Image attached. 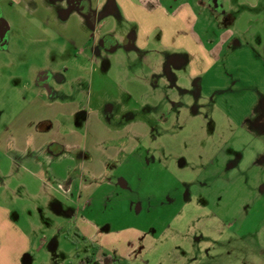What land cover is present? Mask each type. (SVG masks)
Instances as JSON below:
<instances>
[{"label":"rangeland","instance_id":"1","mask_svg":"<svg viewBox=\"0 0 264 264\" xmlns=\"http://www.w3.org/2000/svg\"><path fill=\"white\" fill-rule=\"evenodd\" d=\"M91 1L94 17L74 14L63 0L31 1L58 39L42 38L30 13L7 27L6 49L0 40V151L8 126L23 124L17 117L39 79H52L54 88L56 73L69 65L71 79L65 80L76 78L77 97H60L73 104L75 142L88 144L92 156L98 144L101 161L114 148L122 151L104 175L83 177L96 193L87 207L70 202L63 166H52L59 179L48 178L50 184L29 178L0 154V205L14 226L0 229V264H97L96 236L126 239L128 229L146 235L142 252L124 257L106 250L112 259L104 264H264L263 3L252 12L242 0H221L219 15L204 2L218 26L245 36L208 71L194 74L198 57L166 45L160 29L146 48L126 49L139 24L117 0ZM0 8L3 18L13 16L7 0ZM231 17L237 22L230 24ZM108 36L118 42L108 44L117 47L113 53L103 49ZM81 49L85 56L78 55ZM75 65L85 71H74ZM64 116H55L56 124H65L62 133ZM138 122L146 127L145 140L129 148L132 135L115 130ZM74 164L66 160L67 174ZM23 179L29 189L20 186ZM82 217L88 224L80 228Z\"/></svg>","mask_w":264,"mask_h":264},{"label":"crops","instance_id":"2","mask_svg":"<svg viewBox=\"0 0 264 264\" xmlns=\"http://www.w3.org/2000/svg\"><path fill=\"white\" fill-rule=\"evenodd\" d=\"M7 1L10 8L14 10V13L13 16L10 15L11 17L9 19L6 16L3 18L1 15L2 8H0V16H2L3 20H6H4L3 25L4 34L0 36V40L2 39V48L5 49L7 47L4 44L3 39L7 37V27L9 26V29L10 27L12 28V22L16 19L27 21L29 13L33 16H36L37 13V9H35L34 6H31L32 0ZM87 1L91 9V14L88 16L94 17L93 3L91 0ZM242 1L243 5L252 12L258 5L260 6V4L263 3L261 11L264 14V0ZM204 2L210 4L208 0H136V3L135 0H117V4L131 16L129 17V20L135 21L139 24L138 35L136 36L133 34L127 36L126 39H128V42L125 44L127 46L126 49L134 50L136 44L146 48L150 44L151 35L154 30L160 29V32H163L162 40L166 45L176 49H185L198 57V65L200 69L196 63L194 64L193 62L192 66L194 74L208 71L215 62L222 59L224 53L227 52L228 49L238 46L237 39L244 37L245 33L235 32L233 29L218 26L215 22L216 18L214 14L212 17L205 12L206 10H204V8L209 4L205 6ZM216 2L218 5L221 4V0H216ZM61 5L67 7L65 0L61 2ZM1 6L3 7V5ZM209 6L210 9L213 8L211 4ZM198 7H201L202 10L199 11ZM96 8L100 9L101 7L97 4ZM72 10L74 11V14L80 13L77 8H72ZM212 10L213 13L219 15H222L223 13H218V9L216 8H213ZM229 14H232V12ZM231 19H233V17L230 18V24L237 22ZM34 20H36L37 29L40 30L42 38L45 34H55V37L57 39L59 38L58 32L46 24L48 22L41 20L37 16L34 17ZM215 29H218V32L214 31ZM114 42L116 45L118 44L114 38L105 39L102 43L103 49L107 50V53H113L117 47H111L108 46V44H114ZM2 48L0 47V49ZM93 52L95 54L97 53L96 47ZM86 53V49H81L78 52V55L85 56ZM82 63L86 66V60L84 58ZM75 67H77V65H75L74 68ZM78 69L85 71V68L82 66L77 67L74 71ZM56 74L57 85H55L54 88L52 87V79L48 81L39 79L36 84L37 89L33 90L31 92L32 94L29 93L32 97L30 96L31 99L25 108L26 110L24 112L22 111L17 117V119H23V124L19 125L17 122H14L13 125L11 124L8 126L5 134L6 140L5 143L2 144V151H0V154L7 157L10 166H20L23 171L27 173L29 178L45 182L48 181V178L53 179V182L59 179L57 178L56 169L52 166H63L66 171L63 176V182L68 184L69 192L67 193L65 191L67 193L65 194L71 196L70 202L73 205H84L87 207L89 202L94 199L96 193L91 192V183H85L86 180H84L83 177L89 175L93 179L104 175L109 162H112L109 160H114L116 158V153L122 150L116 148L112 149L108 159L106 161L105 159L101 161L99 159H103L100 156L103 148L99 147L98 144H94L93 146L97 155L93 154L92 156L88 155V152L91 151L88 144L82 145L75 142L76 133L71 131V129L74 128L73 119L76 123L74 113L70 110L73 104L71 103L70 105L68 100L69 104L66 105L61 101L62 98L60 96L64 94V96L77 97L76 78L74 79V77H72V84H66L70 81L69 79H71L69 77L71 74L70 65L66 69L64 68L63 71H58ZM67 77L69 79L66 81L65 78ZM79 78L80 88H82V77ZM53 113L54 115H52ZM55 114L58 117L59 114L65 115L64 117L67 119L68 125V127L64 128L67 130L66 133H62V128L65 124L60 122L56 124ZM44 123H49L51 126L47 125V127H44ZM141 128L145 129L146 127L141 122H138L129 128L117 129L114 134L117 136L125 133L132 135L131 144L128 147L134 148L136 140L139 142V140L142 139L141 136L144 134ZM47 133H50L51 137L44 141L43 138ZM88 134L89 127L86 132V137ZM142 140L144 141L145 139L143 138ZM70 151H73L74 157L69 155ZM90 158L94 159H91L90 161ZM70 159L72 162H75V164L72 166V170L67 174V169L70 170L71 167L69 165L66 166L65 162ZM95 166L100 167V169H96ZM27 183L28 179H23L20 186L29 189L30 187ZM121 184L126 186L123 180H121ZM58 185L60 186L61 183ZM53 188V186H50V189ZM0 211H4L5 213L3 219L0 212V229L4 228V225L13 228L14 226L9 221L6 208L3 209L0 205ZM79 220L80 228L88 224L87 218L82 217ZM123 234L124 237L126 235H131V237L112 241L104 238H97L96 236L95 240L100 242L98 257L95 258V260L97 259V264H104L103 262L105 259H112L110 255L105 253L107 252L106 250L111 252L117 251L124 257H130L132 254L142 252L140 249L142 247L140 241L145 240L146 238L144 232L138 229H128L126 230V233Z\"/></svg>","mask_w":264,"mask_h":264},{"label":"flooded vegetation","instance_id":"3","mask_svg":"<svg viewBox=\"0 0 264 264\" xmlns=\"http://www.w3.org/2000/svg\"><path fill=\"white\" fill-rule=\"evenodd\" d=\"M67 7L69 8H77L80 13H84L86 15H90L91 13V9L89 6V3L87 0H65ZM208 2H210L211 6L213 8H218L219 5L216 2V0H208ZM3 25H4V20L2 19V16H0V36H2L4 34V29H3Z\"/></svg>","mask_w":264,"mask_h":264}]
</instances>
